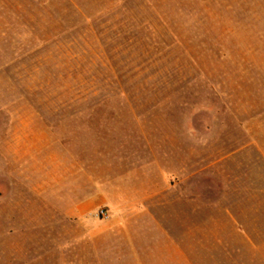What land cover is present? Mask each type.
<instances>
[{
	"label": "rangeland",
	"instance_id": "374dc122",
	"mask_svg": "<svg viewBox=\"0 0 264 264\" xmlns=\"http://www.w3.org/2000/svg\"><path fill=\"white\" fill-rule=\"evenodd\" d=\"M159 189L223 195L194 264H264V0H0V264H99Z\"/></svg>",
	"mask_w": 264,
	"mask_h": 264
},
{
	"label": "crops",
	"instance_id": "0c3cea01",
	"mask_svg": "<svg viewBox=\"0 0 264 264\" xmlns=\"http://www.w3.org/2000/svg\"><path fill=\"white\" fill-rule=\"evenodd\" d=\"M191 194L159 189L107 200V218L85 223L99 264H194L195 237L224 227L225 203L220 192L203 191L200 202Z\"/></svg>",
	"mask_w": 264,
	"mask_h": 264
},
{
	"label": "built area",
	"instance_id": "2783aa9c",
	"mask_svg": "<svg viewBox=\"0 0 264 264\" xmlns=\"http://www.w3.org/2000/svg\"><path fill=\"white\" fill-rule=\"evenodd\" d=\"M96 216L97 217H101V218H106L107 217V213L105 210L103 209H99L97 212H96Z\"/></svg>",
	"mask_w": 264,
	"mask_h": 264
}]
</instances>
